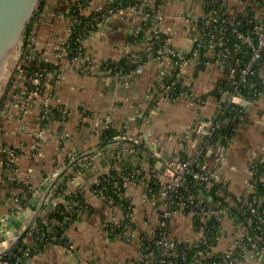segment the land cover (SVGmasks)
<instances>
[{
  "label": "crops",
  "instance_id": "0c3cea01",
  "mask_svg": "<svg viewBox=\"0 0 264 264\" xmlns=\"http://www.w3.org/2000/svg\"><path fill=\"white\" fill-rule=\"evenodd\" d=\"M73 2L44 0L43 7L35 17L34 40L49 55L53 49L52 39L56 38L57 42L64 40ZM159 2L153 0L152 4ZM249 2L226 0L228 16L239 21L246 16L245 6ZM185 4L192 15L199 16L203 11L199 0H167L160 7L167 16V29L172 30L173 44L189 51L191 43L187 24L179 19ZM257 15L263 17L264 11L259 10ZM130 43L131 27L112 22L102 36L89 40V48L98 58L92 74H83L70 64H64L60 75L51 78L46 96L37 105L26 111L13 109L12 116L6 103L0 108V217L12 213L16 197H20L25 188L39 193L40 201L56 174H59L58 170L65 167L68 168L63 175L65 181L58 180L52 186L51 191H55L56 195L51 200L64 189V192L72 194L82 193L88 206L81 219L72 224L67 232L75 252L69 253L66 247L60 245L49 246L40 255L32 256L31 264L141 263L143 251L139 240L125 243L103 232L106 223L123 219L122 210L109 207L89 190L106 168L112 170L116 165L112 155L117 151V145L113 148L101 147L97 128L105 124L121 136L141 137L145 141L149 151L144 157L139 156L141 151L127 154V149L122 151L121 157L133 168H140L142 173L138 183L125 186V197L134 208V231L137 236L153 239L160 216L157 206L146 197L149 181L156 174H161L162 181L167 180L164 175L165 159H182L196 151L194 138H187L186 132L199 119L198 101L207 103L200 117L204 121L211 120L222 106L230 102L234 82L231 70L217 62L208 64L205 58L187 68L183 74L184 96L175 101L162 99L157 109L151 112L153 99L160 100L159 84L165 80L162 65L147 62L141 66L142 69L136 66L124 76L104 72L109 66L123 63V50ZM51 62H55L53 57ZM261 77L264 79V73ZM187 93L195 98H189ZM47 100L62 103L69 109L70 117L64 124L54 123L47 127L44 130L46 139L42 141L39 138L43 128L38 121V105ZM240 108L244 120L240 121L236 114L223 118V130L228 140L212 143L206 159L209 169L234 196L247 191L251 180L250 167L264 157V96ZM10 148H17L21 153L15 162L18 170L16 184L7 178L4 168L6 151ZM75 155L90 161L82 172L80 164H70ZM48 180L52 181L48 183ZM48 211L47 208L43 209L41 215ZM236 228L232 218L223 219L221 236L213 249L216 255L224 254L234 246ZM169 235L172 240H183L189 244H196L201 238L193 217L185 214L173 218ZM32 241L29 233L24 242H29L30 246ZM5 246L4 243L0 244V251ZM246 256L241 264H262L259 257L251 252H246Z\"/></svg>",
  "mask_w": 264,
  "mask_h": 264
},
{
  "label": "built area",
  "instance_id": "2783aa9c",
  "mask_svg": "<svg viewBox=\"0 0 264 264\" xmlns=\"http://www.w3.org/2000/svg\"><path fill=\"white\" fill-rule=\"evenodd\" d=\"M72 1L74 2L69 12L64 40L57 42L56 38L52 39L53 49L51 55L39 47L34 40V29L31 30L27 51H24L20 60L21 63L14 74L15 78L13 77L12 86L6 93L5 99L6 104L9 106V115L12 116L13 109L26 111L37 105L39 100L46 96L47 89L51 84V78L60 75V70L64 64H70L71 67L83 74H92L98 58L89 48V40L95 36H102L112 22H121L131 27V43L129 47L123 50V63L109 66V68L104 70L105 73L124 76L128 71V66L130 68L136 64L138 69H142L141 66L147 62L158 63L164 68L163 76L165 80L159 84L160 100L157 98L153 99L154 102L150 106L151 112L157 109L162 99L175 101L184 96L183 74L187 68L194 63H198L202 57L204 59L207 58L208 64L217 62L226 65L231 70L234 79L229 104L222 106L211 120L204 121L200 117L207 103L204 100L198 101L199 119L186 132L187 138H194L196 151L191 156H186L182 159H165L163 162L166 168L164 175L167 180L162 181L161 174H156L149 181H154L158 185L157 192L149 188L150 183H148L146 197L157 206L160 216L156 230V232L158 231L156 239H158L155 242H151L152 239L136 235L133 226L134 208L130 200L127 199L128 207L117 205L109 193L110 188L117 189L120 196L126 199L123 186L125 188L126 184H136L140 181L141 170L135 169L132 173L125 174L124 160L121 154L126 149L127 154L136 153L137 147L145 145V141L141 137L116 135L112 138L111 143L106 147L112 146L113 148L115 145L118 147L117 151L112 155V160L116 162L113 169L117 175L114 176L111 174V170L106 168L101 174L105 178L102 180L100 176L90 186L89 190L101 198L109 207L122 210L123 219L106 223L103 227V232L110 238L125 243H133L139 240L143 251L141 264H179L178 262L168 263L167 258H180L181 263L187 261L185 251L176 249L177 244L170 238L168 232L171 221L178 214L192 216L194 226L200 233L201 238L196 244H189L186 241L179 240V243L185 242L191 247L208 243L209 239L206 236V229L208 223L213 219H216L220 225L225 217L232 218L236 222L238 239L228 252L216 255L213 252L214 248H206L195 254L192 264H209L207 262L212 261L216 256H219L220 261L214 264H241L247 257L246 252H251L258 256L262 264H264V198L259 197L256 186L258 181L264 184V168H262L263 171L261 170V166L264 164V157L260 161L253 162L250 167L251 180L247 191L242 194L244 198L240 195L236 196L238 197L236 202L227 200L233 209L242 215L246 214V217L241 219L231 209L222 208L220 202L213 204V197L208 195V193L212 192L215 185L226 188L227 185L221 182L215 172L206 165V159L211 151L212 143L216 141L226 142L228 140L226 135L221 134L223 118L228 114H236L240 121L244 120L243 110L239 109L242 104L241 106L238 104L243 103L245 100L248 104L257 101L256 95L259 93V87L261 85L264 86V79L261 77L264 73V16L259 17L257 15L259 10L264 11L263 1L249 0L250 2L246 4V16L242 18H245L248 21V25L252 26L247 33L240 29V22L232 20L228 16L226 0H199L203 7V11L199 16L190 14L187 4H185V9L179 19L181 21L184 20L187 24L186 30L191 43L189 51L177 48L173 44L172 30L167 29V16H165L160 7L167 0H156L160 1L156 5L152 4L153 0ZM238 1L243 2L244 0ZM220 27L223 28V31L232 29L239 44L244 47L245 52L242 49L230 48L222 33L217 35L214 31ZM215 37L218 38L217 41ZM203 53L204 55L202 56ZM240 54L244 55V57L247 56V60L243 61L240 59ZM51 57L55 59V62H51ZM44 64H52L54 68L49 70ZM247 86H250L254 91L252 97H244L242 94V89ZM179 88L182 92L181 94L178 92ZM177 92L178 94L176 95ZM187 96L195 98L188 93ZM38 107H40L38 121L43 128L39 138L43 141L46 139L44 130L51 125V122L55 121V123L64 124L70 117V111L59 101L52 102L47 100L40 106L38 105ZM54 112L57 113V117ZM110 128L108 125L103 124L97 128L96 133L102 139L105 132ZM20 156L21 153L17 148H10L6 151V160L12 165L7 169L6 176L14 184L17 182L16 174L18 173L15 162ZM89 163L88 158L79 155L72 156L70 161L71 166L80 164V172L84 171ZM195 165L202 167L200 172L193 169ZM65 168L59 169L58 172L61 173ZM259 171H261L260 175ZM190 175L196 180V184L193 187L192 184L188 183ZM57 176L58 174L55 177ZM104 181H107V184H103ZM121 182H123L122 185ZM183 186L188 188L186 194H183L181 190ZM201 187L207 192V195L196 194ZM215 193L218 196H223V192L220 190ZM29 194L33 197L35 193L28 188L27 192L24 190L21 193L22 196L16 197L12 211L14 214H18L24 208L23 201H30L28 198ZM72 195V193L64 192L63 194L58 193L55 198L53 197L51 202L54 205L51 208L45 207L49 211L39 216L45 226H48L47 214L57 206L66 204L64 198ZM205 203L212 207H204ZM84 204L86 203L76 201L72 206L67 207V211L77 212L79 208H84ZM37 222L32 227V230L37 232L38 239L37 243L30 245V250L33 252L32 255H40L43 252L42 245L45 234L37 230L39 227ZM30 234L32 235V233ZM153 244L158 254L151 251ZM240 247H243V250L237 253ZM66 248L69 253L75 252V246L70 239L66 243ZM18 252L20 256H16V261L12 264H31L30 251L25 252L22 248H19ZM4 257L3 261L0 260V264H10L4 260Z\"/></svg>",
  "mask_w": 264,
  "mask_h": 264
},
{
  "label": "trees",
  "instance_id": "16d2710c",
  "mask_svg": "<svg viewBox=\"0 0 264 264\" xmlns=\"http://www.w3.org/2000/svg\"><path fill=\"white\" fill-rule=\"evenodd\" d=\"M127 1H133V0H127ZM43 5L44 4L42 2L40 4V9L43 7ZM238 22L241 23L240 29L243 32L247 33L252 28V26L248 25V21L245 20V18H240V20ZM214 31H215V33L217 35L222 33L224 38L227 40L228 46L230 48H236L237 50L242 49V51L245 52L244 47L243 46L241 47V45L239 44V42H238V40H237V38H236V36H235V34H234L232 29H230L228 31H223V28L220 27V28H216ZM30 33H31V30H29L27 32V36H26L25 48H24L26 51H27V45H28V40H29V37H30ZM217 39L218 38H216V41H217ZM203 55H204V53L202 54V56ZM240 59H242L243 61H246L247 60V56L244 57V55L240 54ZM202 60H204L203 57H202ZM44 66L47 67L49 70L54 68V65H52V64H44ZM136 66H137L136 64L131 66L130 68L128 66V71H130L131 69H134ZM11 86H12V84L9 85V88ZM178 92H179V94L182 93L180 88H179ZM178 92L176 93V95L178 94ZM253 92L254 91L251 89L250 86H247V87L242 89V94H243L244 97H252ZM262 96H264V86L263 85H261L259 87V93H257V95H256V100L260 99ZM5 103H6V99L4 98L3 101L0 102V108L4 107ZM239 109L241 110V108H239ZM54 114L57 117V113L54 112ZM54 123H55V121L51 122L52 125ZM221 134L225 135L224 130L221 131ZM116 135H119V134L117 132H115L112 128L107 130L105 132V135L101 139V147L104 148L108 144H110L112 138L114 136H116ZM136 149H137V151H141V153H138L140 157H144V155L149 151L146 148V145L139 146ZM112 165H114V163H112ZM123 165H124V172H125L126 175L132 173L135 170V168H133L130 165V163H128L126 161L123 162ZM11 166L12 165L9 164L7 162V160H5L4 168L6 169V171ZM13 168H14V166H13ZM201 168L202 167L200 165H195L193 167V169L195 171H197V172H200ZM262 168H264V164L261 166V170L263 171ZM136 169L140 171V168H136ZM260 172L261 171H259V175H260ZM111 174H113L114 176L117 175V173H116V171L114 169L111 170ZM101 178L103 180L105 178V176L103 177V175H102ZM139 178L141 179V177H139ZM122 183L123 182H121V185H122ZM149 183H150L149 184V188L153 189L154 192H157L158 185H156L154 181L149 182ZM188 183L192 184V187L196 184V180H194L193 176L190 175L188 177ZM103 184H107V181L106 182L104 181ZM256 186H257V189H258L259 197L264 198V184H262L261 182L258 181ZM123 190L125 191L124 186H123ZM181 190H182L183 194H186V191H188V188L186 186H183ZM219 190L223 192V196H218L215 193V192H217ZM27 191H28V188H25V192H27ZM59 193L63 194L64 193V189L60 190ZM109 193L114 198V201L117 203V205H122V206H125V207L129 206L127 199L122 198V196H120V193L118 192L117 189L110 188L109 189ZM196 194L203 196V195H207V192L205 190H203V188L201 187L200 190L198 192H196ZM208 195L213 197V201H214L213 204H216V203L220 202L222 208L224 207V208H227V209H231V211L234 212V214L238 215L240 217V219L246 217V214L245 215L240 214L237 210L233 209V207L230 206V202H227L228 199L231 202L232 201L236 202L238 200V197H236L234 195H231L228 192L226 187L215 185V187L213 188L212 192L208 193ZM241 197L244 198V195H242ZM28 198L31 199L32 195L29 194ZM64 200L66 201V204H61V205L57 206L56 208H54L51 212H49L47 214L46 218L48 220V226H45L43 224L42 219H40V218L38 219L37 223H38L39 227H38L37 230L40 233H44L45 234L44 242H43V245H42L43 251L47 247L54 246V245H60V246L66 247V243L69 241V238L67 237V232H68L69 228L72 226V224H74L75 222L79 221L81 219V217H82V214L85 213L87 211V209H88V206L86 204H84V206H83L84 208H79L77 212H69V211H67V207L72 206V204L74 202H76V201H80L82 203L85 202L82 193H76V194H73L71 197H65ZM27 203H28V201H23V205H26ZM209 206L210 205L208 203L204 204V207H206V208H209ZM210 207H212V206H210ZM254 228H256V227H254ZM168 232H169V230H168ZM29 233H32V237H33L32 243L33 244L37 243L38 242L37 234H36L37 232H35V230L34 231L31 230ZM28 234L24 237L23 240H21L19 242V244L17 245V248H14L9 253V255L4 257L5 261L9 262L10 264L14 263L16 261V256H18V257L20 256V253L18 252L19 248H22L25 252H29L30 251L29 252V255H30L29 257H30V259H32V253L33 252L30 250L29 242L28 243L24 242V240L26 239ZM157 234H158V231L156 232V235L151 240V242H153V241L155 242L158 239V238L156 239ZM206 236L209 239L208 243H203V244H200L199 246H196V247H193V246L191 247L188 243H185V242L179 243V240H174V243L177 244L176 245L177 246L176 249L179 250V251H183V252L185 251L187 261L185 263H181V259L180 258H177V259L167 258L166 260L168 261V263L169 262H176V263L178 262L179 264H192V259H193V257L195 256V254L198 251L205 250L206 248L207 249L214 248L217 245L219 237L221 236V225L219 224V222L216 219H213L211 222L208 223V227L206 229ZM242 250H243V247L238 248L237 253H240ZM151 251H153L155 254H158V251L156 250L154 244H153V247H152ZM169 253H171V252H169ZM219 261H220L219 256H216L212 261H209L207 263L214 264V263L219 262ZM134 264H141V263H134Z\"/></svg>",
  "mask_w": 264,
  "mask_h": 264
},
{
  "label": "water",
  "instance_id": "95a60500",
  "mask_svg": "<svg viewBox=\"0 0 264 264\" xmlns=\"http://www.w3.org/2000/svg\"><path fill=\"white\" fill-rule=\"evenodd\" d=\"M43 1L0 0V102L4 99L2 96L25 51L27 32L33 29L32 24ZM247 104L248 102L245 100L242 107ZM67 169L62 170L53 181L48 180V183L52 181L51 186L41 196L40 201L38 200L39 193L36 192L18 214L12 212L0 217V244L7 245L0 251L1 261L32 230L43 209L51 208L54 205L51 199L55 191H51V188L58 180L65 181L63 175Z\"/></svg>",
  "mask_w": 264,
  "mask_h": 264
},
{
  "label": "rangeland",
  "instance_id": "374dc122",
  "mask_svg": "<svg viewBox=\"0 0 264 264\" xmlns=\"http://www.w3.org/2000/svg\"><path fill=\"white\" fill-rule=\"evenodd\" d=\"M24 53V52H23ZM23 55V54H22ZM20 61L18 62V64H17V66H16V68H15V70H14V72H13V74H12V77H11V79H10V81H9V83H8V85H7V87H6V90H5V92H4V94H3V96H2V98L4 97H6V93H7V90L9 89V85L10 84H12V80H13V77H14V74H15V72L17 71V68L19 67V65H20ZM2 102V101H1ZM100 127V126H99ZM237 239H238V234H237V232H236V241H237ZM235 241V242H236Z\"/></svg>",
  "mask_w": 264,
  "mask_h": 264
}]
</instances>
